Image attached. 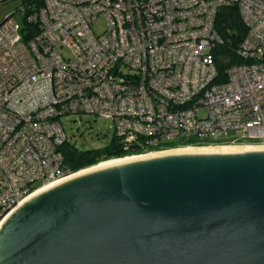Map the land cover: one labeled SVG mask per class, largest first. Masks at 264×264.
<instances>
[{
	"label": "built area",
	"instance_id": "2783aa9c",
	"mask_svg": "<svg viewBox=\"0 0 264 264\" xmlns=\"http://www.w3.org/2000/svg\"><path fill=\"white\" fill-rule=\"evenodd\" d=\"M39 2L19 4L20 27L13 11L0 19V222L76 172L63 115L109 119L120 146L140 150L123 157L188 139L264 144V0ZM227 6L245 32L241 61L221 74L215 23Z\"/></svg>",
	"mask_w": 264,
	"mask_h": 264
},
{
	"label": "water",
	"instance_id": "95a60500",
	"mask_svg": "<svg viewBox=\"0 0 264 264\" xmlns=\"http://www.w3.org/2000/svg\"><path fill=\"white\" fill-rule=\"evenodd\" d=\"M0 264H264V148L155 152L59 179L0 222Z\"/></svg>",
	"mask_w": 264,
	"mask_h": 264
},
{
	"label": "trees",
	"instance_id": "16d2710c",
	"mask_svg": "<svg viewBox=\"0 0 264 264\" xmlns=\"http://www.w3.org/2000/svg\"><path fill=\"white\" fill-rule=\"evenodd\" d=\"M26 3H35L36 5L40 4L39 0L20 1V4ZM215 28L220 38V44L214 48L213 53L215 56V63L218 73L222 74L227 66L239 63L241 61L235 52V48L243 36L245 29L240 21L236 9L231 6L221 8L218 11ZM220 78L221 77H218V79ZM239 143L242 142H236V144ZM208 144L209 143L206 141L198 142L188 139L179 143L175 141H169L166 143V148H172L176 146L186 147L188 145L201 146ZM213 144L223 145L224 142L216 141ZM120 145V142L112 137L105 145L88 149H77L73 145L65 143V145L62 147V152L68 168H70L72 171L78 172L80 170L89 168L92 165L96 166V163L98 162V164H101L104 163L105 160L108 162L109 159L115 160V158L140 153V150H125Z\"/></svg>",
	"mask_w": 264,
	"mask_h": 264
},
{
	"label": "rangeland",
	"instance_id": "374dc122",
	"mask_svg": "<svg viewBox=\"0 0 264 264\" xmlns=\"http://www.w3.org/2000/svg\"><path fill=\"white\" fill-rule=\"evenodd\" d=\"M8 4H0V19L13 11L12 19L18 27L22 25V11L19 9V3L13 2ZM101 21L96 25L95 29L101 28ZM65 134L66 143L73 145L77 149H88L105 145L113 136L111 122L109 119L102 116H94L91 114H67L59 118ZM230 134L237 135L238 130H229ZM227 145L208 144L201 145L202 147H245V146H264L260 142H252L242 140V143L236 144L233 142L224 143ZM244 145V146H239ZM194 146V145H193ZM200 146V145H198ZM198 148V147H197ZM36 182L35 184H37Z\"/></svg>",
	"mask_w": 264,
	"mask_h": 264
},
{
	"label": "bare ground",
	"instance_id": "6f19581e",
	"mask_svg": "<svg viewBox=\"0 0 264 264\" xmlns=\"http://www.w3.org/2000/svg\"><path fill=\"white\" fill-rule=\"evenodd\" d=\"M223 145H227V144H223ZM239 146H244V145H239ZM198 147V148H197ZM247 147H252V148H256V147H262V148H264V146H245L244 148H247ZM228 148H241V150L242 149H244L243 147H202V146H192V145H188V146H186V147H184V146H181V147H178V148H175V149H169L168 151L166 150V152H172V151H174V150H186V149H228ZM160 152H162V151H160ZM165 152V151H164ZM141 156H145V155H141ZM136 157H140V156H131V157H125V158H122V159H119V160H124V159H131V158H136ZM119 160H117V159H115V160H108V162L107 161H105L104 163H101V164H97L96 166H99V165H102V164H107V163H111V162H115V161H119ZM96 166H91V167H89V168H92V167H96ZM89 168H86V169H89ZM86 169H83V170H86ZM83 170H80V171H83ZM80 171H78V172H80ZM75 173H77V172H74L73 174H75ZM49 185H45V186H41V187H39L36 191H34V193H32V195L33 194H35V193H37V192H39L40 190H42V189H44V188H46V187H48Z\"/></svg>",
	"mask_w": 264,
	"mask_h": 264
},
{
	"label": "crops",
	"instance_id": "0c3cea01",
	"mask_svg": "<svg viewBox=\"0 0 264 264\" xmlns=\"http://www.w3.org/2000/svg\"><path fill=\"white\" fill-rule=\"evenodd\" d=\"M18 2L20 4V1L21 0H0V4H8L7 6H10L9 4L10 3H13V2ZM2 18V17H1Z\"/></svg>",
	"mask_w": 264,
	"mask_h": 264
},
{
	"label": "flooded vegetation",
	"instance_id": "af4514ba",
	"mask_svg": "<svg viewBox=\"0 0 264 264\" xmlns=\"http://www.w3.org/2000/svg\"><path fill=\"white\" fill-rule=\"evenodd\" d=\"M113 137V136H112Z\"/></svg>",
	"mask_w": 264,
	"mask_h": 264
}]
</instances>
